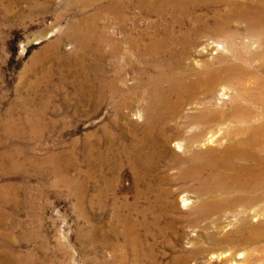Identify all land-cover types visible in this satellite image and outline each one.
I'll return each instance as SVG.
<instances>
[{
  "label": "bare ground",
  "instance_id": "bare-ground-1",
  "mask_svg": "<svg viewBox=\"0 0 264 264\" xmlns=\"http://www.w3.org/2000/svg\"><path fill=\"white\" fill-rule=\"evenodd\" d=\"M109 1L69 22L29 64V72L41 67L39 83L71 95L75 113L86 108L87 115H98L104 107L111 112L84 143L83 161L93 169L79 170L85 180L95 178L98 229L107 225L108 234L122 238L139 256V227L175 225L182 218L190 226H230L222 239L238 252L226 251L223 264H264V223H251L264 215V0ZM130 8L137 11L129 15ZM104 12L113 16L101 24ZM213 35L227 37L232 51L221 55L218 65L203 54L221 49L219 43L199 49L200 38ZM67 39L73 50L50 56ZM127 69L135 70L137 84L126 83ZM54 74L59 86L52 84ZM232 89L228 102L214 100ZM135 107L141 122L131 117ZM172 141L182 154L171 148ZM77 160L73 152L66 155V169ZM125 175L131 180L130 199L117 195ZM175 195L192 203V216L177 214ZM8 197L0 195V213ZM228 209L232 219L222 224ZM4 262L24 264L25 257L9 246L0 251Z\"/></svg>",
  "mask_w": 264,
  "mask_h": 264
},
{
  "label": "rangeland",
  "instance_id": "rangeland-1",
  "mask_svg": "<svg viewBox=\"0 0 264 264\" xmlns=\"http://www.w3.org/2000/svg\"><path fill=\"white\" fill-rule=\"evenodd\" d=\"M109 2L0 0V195H9L1 206L0 251L11 246L14 254L25 257L24 264H122V255L126 264H177L183 260L187 264H223L226 251L238 252L235 245L222 239L233 230L230 226L217 230L206 227L204 222L190 226L182 218L175 225L162 221L148 229L139 227V256L122 238L108 234L107 225L98 229L95 178L91 175L85 180L79 170L93 169L91 162L87 166L83 161L87 155L84 143L92 141L91 133L109 120L111 112L104 107L98 115H87L86 108L75 113L76 102L71 95L50 90L47 82L39 83V65L29 72L32 59L43 55L69 22L92 15ZM134 9H129V15L137 11ZM107 13L99 20L101 24L111 21L113 15ZM128 28L135 32L131 22ZM213 36L200 38L204 44L199 49L208 42L219 43L221 49L203 51L218 65L219 57L232 56V51L227 37ZM72 47L70 40H63L61 49L52 51L50 56L71 52ZM51 69L55 71L56 65ZM133 71L127 69L123 73L130 86L137 84ZM52 84L59 86L58 75H53ZM232 90L226 91L228 96L217 95L214 100L228 102L230 95L235 94ZM228 108L226 104L225 109ZM136 109L130 112L131 117L141 122ZM214 136H221V132ZM175 142H171V148L182 154ZM70 152L78 160L66 169V155ZM128 176L117 182V195L130 199L133 191L128 190ZM182 196L175 195L180 209L177 214L192 216V203L182 202ZM227 212L228 218L224 214L221 217L222 224L232 219V211ZM251 223H264V215L252 217ZM211 234L220 239H209L207 235ZM198 248L205 250L195 255Z\"/></svg>",
  "mask_w": 264,
  "mask_h": 264
}]
</instances>
